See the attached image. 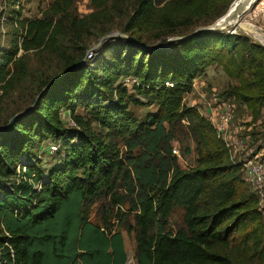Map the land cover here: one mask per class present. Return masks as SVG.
I'll list each match as a JSON object with an SVG mask.
<instances>
[{
  "label": "trees",
  "instance_id": "trees-1",
  "mask_svg": "<svg viewBox=\"0 0 264 264\" xmlns=\"http://www.w3.org/2000/svg\"><path fill=\"white\" fill-rule=\"evenodd\" d=\"M21 1L12 0L4 17L18 23L21 35L0 51V112L29 77L31 51L60 57L70 35L84 42L122 16L131 36L157 30L164 44L213 24L234 2L125 0L130 9L121 11L124 0H91L96 10L79 17L72 0H54L42 17L29 19L21 18ZM126 42L111 59L101 48L90 63L70 61L43 82L32 104L48 88L36 107L0 131V264H127L124 236L113 220L135 231L137 264H264L259 198L212 121L185 102L194 79L211 65L241 80L259 75L264 48L224 31L199 32L152 52ZM125 77L138 79L135 92L156 110L144 118L131 111V104L145 103L121 82ZM258 102L264 105V91ZM79 105L85 114L77 113ZM64 110L76 127L64 122ZM20 111L0 119V127ZM179 135L196 144L197 164L188 169L173 152ZM46 140L65 152L49 169L39 156ZM98 202L101 219L93 220ZM176 207L184 209L183 225L171 228Z\"/></svg>",
  "mask_w": 264,
  "mask_h": 264
},
{
  "label": "rangeland",
  "instance_id": "rangeland-1",
  "mask_svg": "<svg viewBox=\"0 0 264 264\" xmlns=\"http://www.w3.org/2000/svg\"><path fill=\"white\" fill-rule=\"evenodd\" d=\"M53 1L54 0H22L21 18L32 19L42 17L44 11ZM72 3L71 12L79 17L88 15L96 10L91 0H72ZM127 3H129V1L124 0L120 2L121 11L130 9ZM12 7V0H0V14L2 13V16L0 15V51L2 49V51L9 50L16 36L21 35V28L18 23L12 22L11 20L8 22L4 21V17H8ZM14 7L17 8L19 5ZM127 20L128 18L125 16L113 18L112 22L106 23L105 25L103 24V26L95 29L93 34L84 42L70 35L65 42L63 53L60 57L42 51H31L28 53L30 75L13 95L6 99L2 111L0 112V119L2 121L7 120L13 113L30 106L43 82L46 80L50 81L67 69L69 62H72L75 58L81 57L80 59L83 58L82 62L85 63L87 61L90 63L95 60V55L98 54L97 52L101 48H103L102 51L100 50L101 56H104L106 59H111L116 56L117 52H121L123 47L127 44V39L124 40V38L116 37L115 40H111L112 38L103 37L112 33H126L130 35L129 32L124 30ZM241 20L250 22L264 31V0H255L241 17ZM200 26L188 32H192ZM224 32L229 31L225 30ZM181 33L186 32L182 31ZM230 33H238L242 36L249 37L253 43L264 48V40H262V42L258 39L257 33L252 35L240 28L232 29ZM158 35H160V32L157 30H147L146 32L135 33L132 37L138 39V37L141 36L142 41H140V43L146 44L144 43L146 41L147 46L154 47L160 44ZM172 37L173 36L170 38ZM2 51L1 53H3ZM91 51H94V56L90 58L88 53ZM83 52H85V54H82ZM126 53L127 49H125V54ZM121 82L128 88L130 93L135 94L138 99L143 100L145 103L143 105H130V109L135 115L144 118L147 113L156 110V105L147 103L150 100L148 96L144 94L141 95L137 93V91L135 92L134 87L136 84L133 85V82H129L126 85L123 79ZM263 91L264 69L260 70L259 75L246 74L245 80H241L234 76H229L221 65L216 64L208 67L206 72L194 79L192 91L185 94V102L189 106L197 107L200 112L209 119L213 117V113L216 109L220 107H222L223 110L225 109L224 103L230 105L232 109V120L223 134L225 138H228V140L232 142V144H230L231 154L235 156L237 161L248 160L256 153H260L256 159H261L264 158V105H261L258 101L261 100ZM241 92L249 96H254L255 102H246L243 97L239 95ZM77 113L85 114L86 110L79 105L77 107ZM62 117L68 127H76V124L71 120L72 118L68 110L63 111ZM94 126L96 128L97 124L94 123ZM98 130H100V128H98ZM174 145L178 150V155H176L179 157V164L183 169H188L197 164L196 144L190 135H179ZM54 146L55 143L53 140H46L40 146L39 156L45 169H49L60 163L65 157L64 150H56ZM57 148H59V146H57ZM188 149H190L189 152H187ZM242 172V176L247 184L243 166ZM183 214L184 209L182 207H176L170 218L169 226L171 228L182 226ZM92 219H101L100 202L94 205ZM113 222L115 225L114 228L121 230L123 233L125 248L128 255L127 264H137L135 259V231L129 232L126 227L117 225L116 220H113Z\"/></svg>",
  "mask_w": 264,
  "mask_h": 264
},
{
  "label": "built area",
  "instance_id": "built-area-1",
  "mask_svg": "<svg viewBox=\"0 0 264 264\" xmlns=\"http://www.w3.org/2000/svg\"><path fill=\"white\" fill-rule=\"evenodd\" d=\"M88 56L90 58L93 57L94 51L89 52ZM123 82L126 83V85L129 82H133V85L139 84L138 79L135 77H125L123 78ZM167 84L171 86L169 82H167ZM223 105L225 106V109L223 110L222 107H220L216 109L215 112L213 111V117H211L210 120L215 126L218 137L225 142L231 154L230 144H232V142L228 140V138H225L223 133L232 120V109L230 105H226L225 103ZM54 148L57 149V146ZM173 152L178 155V150L175 147L173 149ZM258 154L260 153H256L248 160L237 161L235 159V156H233L232 154L231 158L233 162H241L243 171L246 174L248 188L259 198L260 208L264 214V158L256 159V157L259 156Z\"/></svg>",
  "mask_w": 264,
  "mask_h": 264
},
{
  "label": "water",
  "instance_id": "water-1",
  "mask_svg": "<svg viewBox=\"0 0 264 264\" xmlns=\"http://www.w3.org/2000/svg\"><path fill=\"white\" fill-rule=\"evenodd\" d=\"M235 2H236V0H234V2L231 4L227 13L225 15H223L222 17H220L219 19H217L213 24L208 25V26L199 27V28L195 29V31H193L192 33L187 34V35L172 37V38L168 39V41L166 43L159 44V45L154 46V47H149L143 43H140L134 37H132L126 33L107 34L103 38L121 37V38H124V39H127L128 41H130L131 44H136L139 47H141L142 49L152 52V51H156L158 49H163V48L169 47V44L173 43L174 41L192 38L193 36H195L199 32H204V31H225V30H228L230 32L232 29L240 28L249 34H252V35L253 34L255 35V33H258L257 26L253 25L250 22H244L241 20V17L244 15V13H241L240 15H236V14L232 13V9H233L232 6L234 5ZM47 88H48V86L43 89V91L36 97V100L32 105L28 106L26 109L15 114L10 119L8 125H6L4 127H0V131L6 130V129L12 127L14 122L19 117H21L24 114L32 111L36 107V104H37L39 98L44 94V92L47 90Z\"/></svg>",
  "mask_w": 264,
  "mask_h": 264
},
{
  "label": "bare ground",
  "instance_id": "bare-ground-1",
  "mask_svg": "<svg viewBox=\"0 0 264 264\" xmlns=\"http://www.w3.org/2000/svg\"><path fill=\"white\" fill-rule=\"evenodd\" d=\"M255 0H237L234 5L232 6V13L236 15H240L241 13H245L248 7L254 2ZM257 38L261 41L264 40V31L261 28H257ZM263 42V41H262Z\"/></svg>",
  "mask_w": 264,
  "mask_h": 264
}]
</instances>
